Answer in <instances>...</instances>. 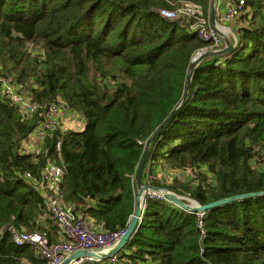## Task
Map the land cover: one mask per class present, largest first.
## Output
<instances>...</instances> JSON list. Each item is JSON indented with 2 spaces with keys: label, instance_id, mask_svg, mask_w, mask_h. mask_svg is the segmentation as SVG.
<instances>
[{
  "label": "trees",
  "instance_id": "trees-1",
  "mask_svg": "<svg viewBox=\"0 0 264 264\" xmlns=\"http://www.w3.org/2000/svg\"><path fill=\"white\" fill-rule=\"evenodd\" d=\"M244 1L239 43L207 57L188 86L193 58L212 44L160 13L190 4L209 21L211 0H0V264H46L12 242L9 225L61 241L34 190L52 162L76 221L126 232L146 144L186 90L151 146L144 182L201 206L264 192V0ZM4 81L21 87L32 115L4 95ZM54 105L81 117L80 128L47 130L22 154ZM145 205L128 248L92 264H264V196L201 219L160 194Z\"/></svg>",
  "mask_w": 264,
  "mask_h": 264
},
{
  "label": "built area",
  "instance_id": "built-area-1",
  "mask_svg": "<svg viewBox=\"0 0 264 264\" xmlns=\"http://www.w3.org/2000/svg\"><path fill=\"white\" fill-rule=\"evenodd\" d=\"M219 2V0H218ZM224 11H221L218 16L222 21L233 23L238 20L241 14L245 11L244 0H224ZM202 11L199 7L185 4L184 7L177 11L166 10L160 13L161 17L165 20L180 22L183 25L184 19H199L193 24H186L187 30L191 33L196 31L199 38L206 40L207 34H205L206 27L209 25L208 21L203 18ZM206 22H205V20ZM208 40V39H207ZM206 40V41H207ZM219 41L215 42V45L204 49L197 55L203 54V52L219 51ZM195 56V57H196ZM4 95L12 100L21 110V112L30 116L36 111V106L30 102L25 96L20 95L21 87H18L8 81H4ZM56 105L51 106L46 113L42 128L34 132L33 139L37 140L32 147L27 143H24L20 149L22 154L34 152L35 146L39 145V142L44 138L47 130H55L60 125L63 127L78 130L75 128L74 122H82V118L75 116L73 113L67 112ZM69 116V117H68ZM84 121V120H83ZM73 128V129H72ZM38 142V143H37ZM56 153H59V145L56 147ZM60 159V157H58ZM63 177V171L56 162L50 163L45 169L43 179L41 182L36 183L34 190L41 195L45 202L46 207L50 215V220L57 226L59 230V236L61 241L58 244L50 243L49 237L40 233H26L18 230L15 226L9 225L5 230V234L10 235L12 242L17 247L27 248L32 247L39 254L41 259L46 264H64V260L69 258L74 253L81 250L90 251L94 253H100L113 248L117 241L124 235L125 232H120L115 235H109L101 231L100 228L93 221L81 219L76 221L74 216V209L66 206L62 201V190L60 189V183ZM25 180L28 183L33 181L31 174H26ZM204 214H199L201 219ZM112 262H115L114 258H111ZM104 260H94L89 257H83L78 261L71 262L70 264H92L94 262L100 263Z\"/></svg>",
  "mask_w": 264,
  "mask_h": 264
},
{
  "label": "water",
  "instance_id": "water-1",
  "mask_svg": "<svg viewBox=\"0 0 264 264\" xmlns=\"http://www.w3.org/2000/svg\"><path fill=\"white\" fill-rule=\"evenodd\" d=\"M216 0H211L210 2V23L215 30L216 28V11H215V4ZM216 31V30H215ZM234 50V48L230 45H228L225 49H221V51H211V52H203V54L197 55L193 59V63L189 69V73L187 75V84L188 86L192 82V75L194 71H196L199 66L203 63L204 60H206L207 57H221L223 55L229 54ZM185 98L183 103L171 113V116L168 118L167 122L163 125L162 129L160 131H157V133L151 138V140L146 144L145 147V152L142 157V160L138 166V171L135 175V185L137 187L136 191V198H135V205H136V210L135 214L131 219L130 225L127 228L126 232L124 235L117 241V244L104 252L94 253L90 251H85L81 250L80 252L74 253L71 255L69 258L64 260V264H70L71 262L78 261L82 259L83 257H89L94 260H108L111 258H114L117 256L119 253L123 252L128 246L131 244V239L137 232V230L141 227L142 221L145 216L146 212V205H145V198L147 197V194L149 193H158L160 196H162L166 201L169 203L175 204L182 210H185L186 212H193V213H198V214H206L208 211L223 207L226 204H231L233 202H238V201H243L244 199H250V198H259L261 196H264V192H261L260 194H244L243 196H235L231 198H227L225 200H220L217 202H213L211 204H208L207 206H201L197 204L196 202L194 204H186V202L177 194L173 192H169L166 190H163L158 187H150L144 182V175H145V165L148 160L149 154H150V149L153 144V142L160 136L162 133L161 131L164 130L171 124V122L174 120L176 117L177 113L182 109L184 106L186 100L188 99V90H186Z\"/></svg>",
  "mask_w": 264,
  "mask_h": 264
},
{
  "label": "rangeland",
  "instance_id": "rangeland-1",
  "mask_svg": "<svg viewBox=\"0 0 264 264\" xmlns=\"http://www.w3.org/2000/svg\"><path fill=\"white\" fill-rule=\"evenodd\" d=\"M217 3H218V0H216V2H215V4H216V6H215V11H216V28H215V30L216 31L213 29V27L210 23V19H209V21H208L209 25L206 27V30H205V34H207L206 40L208 39L207 41H210L212 46L215 45L216 41L221 42L219 51H221V49H225L228 45L235 48L237 46V44L239 43L240 30H242L241 28L246 26L245 24H247L246 20H245V16L249 13V10L245 9V11L238 18V20L234 21L233 23L224 22V21H222L221 16H220V18L218 16L219 7H218ZM194 20L200 21L199 19H194ZM205 22H206V20H205ZM179 23H181V21ZM186 24H188L187 19H184L183 25H186ZM210 58H212V57H210ZM74 124H75V128H78L80 126V121L76 120V122H74ZM188 173H190V172L188 171L187 174ZM172 174L173 173H171V171H170V173L167 174V177L170 178V175H172ZM156 194H158V193L152 192V193L147 194V196L152 197ZM181 198L186 202V204H190V203L194 204L195 203V201L192 200L191 198H189V199L185 198V197H181Z\"/></svg>",
  "mask_w": 264,
  "mask_h": 264
},
{
  "label": "crops",
  "instance_id": "crops-1",
  "mask_svg": "<svg viewBox=\"0 0 264 264\" xmlns=\"http://www.w3.org/2000/svg\"><path fill=\"white\" fill-rule=\"evenodd\" d=\"M223 1H224V0H219V2L217 3V4H218V7H219L218 14H219L221 11H224V9H225V6H224V4H223Z\"/></svg>",
  "mask_w": 264,
  "mask_h": 264
}]
</instances>
